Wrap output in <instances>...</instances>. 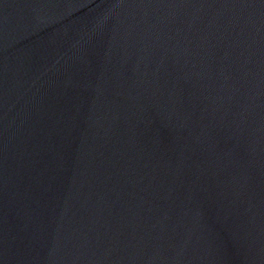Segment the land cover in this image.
<instances>
[{
  "label": "water",
  "instance_id": "1",
  "mask_svg": "<svg viewBox=\"0 0 264 264\" xmlns=\"http://www.w3.org/2000/svg\"><path fill=\"white\" fill-rule=\"evenodd\" d=\"M0 264H264V0H0Z\"/></svg>",
  "mask_w": 264,
  "mask_h": 264
}]
</instances>
